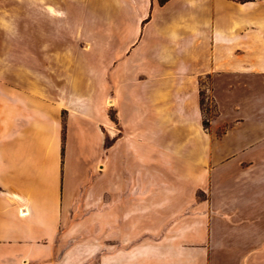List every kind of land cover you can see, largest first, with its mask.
Returning a JSON list of instances; mask_svg holds the SVG:
<instances>
[{
    "label": "crops",
    "instance_id": "1",
    "mask_svg": "<svg viewBox=\"0 0 264 264\" xmlns=\"http://www.w3.org/2000/svg\"><path fill=\"white\" fill-rule=\"evenodd\" d=\"M152 8L130 53L112 63L110 77L120 82L106 104L122 132L112 146L103 131L108 92L99 85L76 83L67 97L60 84L22 92L0 78V264H82L58 250L73 197L124 195L130 180L141 188L162 177L185 194L217 179L211 165L220 169L223 203L251 215L241 227L256 232L243 242L262 244L252 257L264 264V0H166ZM202 88L214 109L207 126ZM230 89L234 99L224 98ZM186 223L185 243H203Z\"/></svg>",
    "mask_w": 264,
    "mask_h": 264
},
{
    "label": "rangeland",
    "instance_id": "2",
    "mask_svg": "<svg viewBox=\"0 0 264 264\" xmlns=\"http://www.w3.org/2000/svg\"><path fill=\"white\" fill-rule=\"evenodd\" d=\"M154 1L0 0V78L22 92L32 85L37 91L45 83L60 84L67 97L75 92L76 83L88 90L91 84L99 85L108 92L103 108L110 130L103 131L105 147L112 146L122 134L114 106L106 104L112 87L120 82L110 77L112 63L126 58L152 7L166 0ZM231 92L227 90L224 98L234 99ZM201 95L207 126L214 109L204 88ZM230 104L226 100L223 106L230 109ZM219 171L218 165H211L217 179L208 188L196 185L185 194H176L177 183L166 177L147 180L141 188L138 180H130L124 195L77 194L66 210L58 250L76 254L82 264H256L252 251L262 244L244 243L242 237L256 231L241 227L242 220L252 217H242L223 203L226 190L218 181ZM140 219H146V226ZM178 221L182 227H177ZM186 222L194 225L196 241L206 238L203 243H185ZM187 252H193L189 255L194 260L186 259Z\"/></svg>",
    "mask_w": 264,
    "mask_h": 264
},
{
    "label": "trees",
    "instance_id": "3",
    "mask_svg": "<svg viewBox=\"0 0 264 264\" xmlns=\"http://www.w3.org/2000/svg\"><path fill=\"white\" fill-rule=\"evenodd\" d=\"M236 1H241V2H244V1H247V0H236Z\"/></svg>",
    "mask_w": 264,
    "mask_h": 264
},
{
    "label": "bare ground",
    "instance_id": "4",
    "mask_svg": "<svg viewBox=\"0 0 264 264\" xmlns=\"http://www.w3.org/2000/svg\"><path fill=\"white\" fill-rule=\"evenodd\" d=\"M108 104L112 105L111 102H109Z\"/></svg>",
    "mask_w": 264,
    "mask_h": 264
}]
</instances>
